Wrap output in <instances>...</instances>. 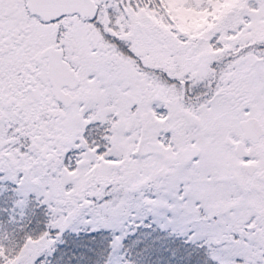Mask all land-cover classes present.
I'll list each match as a JSON object with an SVG mask.
<instances>
[{
	"label": "snow or ice",
	"instance_id": "obj_1",
	"mask_svg": "<svg viewBox=\"0 0 264 264\" xmlns=\"http://www.w3.org/2000/svg\"><path fill=\"white\" fill-rule=\"evenodd\" d=\"M0 264H264V0H0Z\"/></svg>",
	"mask_w": 264,
	"mask_h": 264
}]
</instances>
